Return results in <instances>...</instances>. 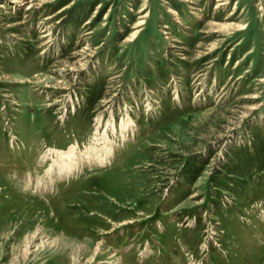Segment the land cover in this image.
<instances>
[{"label": "rangeland", "instance_id": "obj_1", "mask_svg": "<svg viewBox=\"0 0 264 264\" xmlns=\"http://www.w3.org/2000/svg\"><path fill=\"white\" fill-rule=\"evenodd\" d=\"M12 1L0 264H264V0Z\"/></svg>", "mask_w": 264, "mask_h": 264}, {"label": "bare ground", "instance_id": "obj_2", "mask_svg": "<svg viewBox=\"0 0 264 264\" xmlns=\"http://www.w3.org/2000/svg\"><path fill=\"white\" fill-rule=\"evenodd\" d=\"M17 0H13L12 2H16ZM120 127H121V137H125V132L127 130V128L129 127V129L131 128V121L127 120V122H122L120 123ZM114 125L112 126V130H114ZM103 140L101 141H105L107 144H109L110 140H109V136L108 133L104 131L103 135H102ZM100 141V142H101ZM105 145V144H104ZM106 149H109L106 147ZM105 149V150H106ZM104 151V150H103ZM109 151V150H108ZM76 149L74 146H71L70 151L68 153H63V152H56V155L59 156L57 160L54 161V163L50 166V168L48 169V172L52 173V166L56 165L57 166V170L58 173L62 174V173H66V174H72L75 171L76 166V162H75V157H76ZM108 153V152H107ZM110 154V153H109ZM95 156L97 154H94ZM94 156V157H95ZM93 157V158H94ZM101 157V156H100ZM103 157V156H102ZM89 158V157H88ZM96 160V159H95ZM103 159L99 158L100 163H102ZM55 166V167H56Z\"/></svg>", "mask_w": 264, "mask_h": 264}]
</instances>
